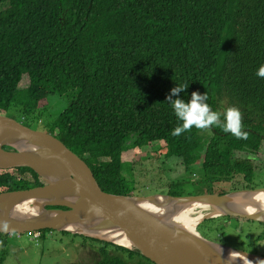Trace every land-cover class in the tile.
<instances>
[{"label":"trees","instance_id":"1","mask_svg":"<svg viewBox=\"0 0 264 264\" xmlns=\"http://www.w3.org/2000/svg\"><path fill=\"white\" fill-rule=\"evenodd\" d=\"M261 64L264 0H0V115L13 112L28 128L30 118L42 122L110 194L139 195L132 168L146 147L155 148V160L176 158L184 168L165 189L142 184L148 195L264 187V79L254 75ZM178 83L187 86L178 94L185 102L193 91L206 92L221 121L225 109L237 108L247 139L219 126L172 135L180 122L165 96ZM54 95L66 106L43 122L42 108ZM128 153L133 162L122 159ZM43 184L30 168L0 169V192ZM250 223L264 227L221 216L202 220L196 231L225 245L227 233L240 235L235 247L256 253L264 230L245 245L242 226ZM49 231H38L39 238ZM79 237L96 248L92 264H154L136 250Z\"/></svg>","mask_w":264,"mask_h":264},{"label":"water","instance_id":"2","mask_svg":"<svg viewBox=\"0 0 264 264\" xmlns=\"http://www.w3.org/2000/svg\"><path fill=\"white\" fill-rule=\"evenodd\" d=\"M15 167L30 168L44 184L0 192V224L5 225L0 233L19 235L44 229L72 233L136 250L154 264H237L228 253L239 256L245 264L264 260L263 255L202 237L197 226L196 235L189 233L170 218L143 207L153 205L165 210L164 217H171L186 204H201L209 210L202 220L228 216L264 223V207L253 213L234 208L239 203L237 195H264V187L225 194H110L100 189L86 163L55 136L0 115V169ZM22 203L34 209L32 215H15ZM112 230L129 246L91 235Z\"/></svg>","mask_w":264,"mask_h":264},{"label":"rangeland","instance_id":"3","mask_svg":"<svg viewBox=\"0 0 264 264\" xmlns=\"http://www.w3.org/2000/svg\"><path fill=\"white\" fill-rule=\"evenodd\" d=\"M22 94H17V100L22 101ZM20 97V98H19ZM19 98V99H18ZM23 103V102H21ZM66 99L63 97H49L48 103L45 108H42V120L49 121L66 106ZM9 116L20 121L17 114L13 112L8 113ZM18 122V121H17ZM27 125L34 130L43 131L42 122H37L33 118L27 122ZM141 153L136 155V163L133 166V175L136 176L138 189H135V194L148 195V193H143L145 188L141 187L144 183H151L152 187L156 188H167L171 181H176L182 179L184 175V168L180 161L176 158H158L154 159L153 155H150V151L155 150V148H142ZM259 158L264 157V152H259ZM125 161L133 162L134 158L131 153L122 156ZM258 168L264 170V166H258ZM261 180H264V174H261ZM225 189L226 186H222ZM189 192H195L196 187L189 186ZM194 194V193H192ZM230 221L224 222V230L230 231ZM202 228L199 227V230ZM239 229V228H238ZM242 238L241 241L245 242V245L253 242L256 235L260 234L264 230V227L259 228L256 225L250 223L242 226ZM36 233H21L8 234L5 236H0V241H3L5 246L4 250L6 255L2 264H92L99 257L96 254V248L91 249L87 245H83L81 237L76 234H66L64 232L51 230L49 232H44L43 236H34ZM247 234L248 237H243ZM81 236V235H80ZM240 236V235H238ZM238 236L226 234V245L235 247V242ZM203 237V236H202ZM258 251H264V239L253 244ZM237 248V247H236ZM258 255H261L259 252ZM2 252V245H0V254Z\"/></svg>","mask_w":264,"mask_h":264},{"label":"clouds","instance_id":"4","mask_svg":"<svg viewBox=\"0 0 264 264\" xmlns=\"http://www.w3.org/2000/svg\"><path fill=\"white\" fill-rule=\"evenodd\" d=\"M254 75L264 79V64L256 68ZM186 88L187 86L184 83L175 84L169 90V94L165 96V102L172 109L175 118L180 122L172 130V135L177 136L193 127L196 129H205L209 126H219L224 133H230L236 139H247L248 133L242 131L241 114L237 108L228 107L225 109L223 120L221 121L220 114L211 111L209 105L206 103L208 99L206 92L198 93L193 91L187 102L181 99L178 94ZM174 96L177 98L173 99ZM3 227L5 225L0 224V228ZM30 233H36L34 236H38V231ZM256 264H264V260H257Z\"/></svg>","mask_w":264,"mask_h":264},{"label":"bare ground","instance_id":"5","mask_svg":"<svg viewBox=\"0 0 264 264\" xmlns=\"http://www.w3.org/2000/svg\"><path fill=\"white\" fill-rule=\"evenodd\" d=\"M236 199H239V203H236L234 208L239 209L245 213H253L256 211H260V209H263L264 207V195L261 193H241L236 196ZM143 207L152 213L160 215L164 219L170 218L169 221L171 223H174L183 228L184 230L188 231L189 233L195 235L197 233L195 231V226L201 223V220L209 211L206 206L201 204H186L182 208H179L177 211H175L171 215V217H164L165 210L163 209H159L153 205L148 204L143 205ZM16 211L17 212H15V215L17 216H29L32 215L34 209H32L31 207L29 208L27 203H22L17 206ZM91 235L110 242L129 246V243L125 240V238L113 230L91 233ZM228 255L237 264H245V261L239 256L230 253H228Z\"/></svg>","mask_w":264,"mask_h":264},{"label":"flooded vegetation","instance_id":"6","mask_svg":"<svg viewBox=\"0 0 264 264\" xmlns=\"http://www.w3.org/2000/svg\"><path fill=\"white\" fill-rule=\"evenodd\" d=\"M252 253H254V252H252ZM263 253H264V251H263ZM261 255H263V254H261ZM264 256V255H263Z\"/></svg>","mask_w":264,"mask_h":264}]
</instances>
